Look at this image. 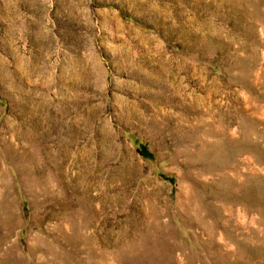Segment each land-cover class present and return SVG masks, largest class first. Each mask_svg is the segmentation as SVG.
<instances>
[{
    "label": "rangeland",
    "instance_id": "obj_1",
    "mask_svg": "<svg viewBox=\"0 0 264 264\" xmlns=\"http://www.w3.org/2000/svg\"><path fill=\"white\" fill-rule=\"evenodd\" d=\"M0 264H264V0H0Z\"/></svg>",
    "mask_w": 264,
    "mask_h": 264
}]
</instances>
